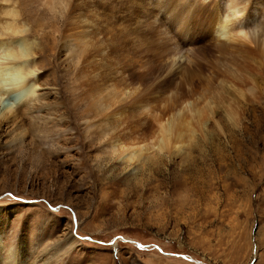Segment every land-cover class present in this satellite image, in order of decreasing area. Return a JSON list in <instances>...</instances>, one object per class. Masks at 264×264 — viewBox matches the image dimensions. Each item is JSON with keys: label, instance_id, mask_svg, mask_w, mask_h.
Returning <instances> with one entry per match:
<instances>
[{"label": "rangeland", "instance_id": "1", "mask_svg": "<svg viewBox=\"0 0 264 264\" xmlns=\"http://www.w3.org/2000/svg\"><path fill=\"white\" fill-rule=\"evenodd\" d=\"M18 3L34 29L30 39L39 43L34 74L43 97L31 110L33 125L20 111L0 128V260L10 251L22 264H264V25L263 56L250 43L251 55L235 52L226 60L230 50L203 42L204 65L192 85L168 83L148 93L152 63L143 58L138 69L126 62L130 70L118 89L137 87L136 99L167 116H186V101L207 109L198 97L205 77L216 82L214 60L224 79L233 74L242 85L224 89L232 97L228 107L199 108L202 123L189 113L188 124L182 119L181 149L124 163L108 144L111 130L122 128L116 115L103 119L105 135L85 125L97 117L85 112L77 72L59 52L62 23L33 0ZM135 70L147 75L141 85ZM131 126L134 136L158 133L152 122Z\"/></svg>", "mask_w": 264, "mask_h": 264}, {"label": "bare ground", "instance_id": "2", "mask_svg": "<svg viewBox=\"0 0 264 264\" xmlns=\"http://www.w3.org/2000/svg\"><path fill=\"white\" fill-rule=\"evenodd\" d=\"M33 1L62 23L59 31V52L64 61L70 63L77 72L80 93L86 100L85 112L90 111L93 117H97L88 120L86 127H95L100 135H105L103 128L106 125L103 119L116 115L113 121L122 128L120 131L110 128L109 137L113 140L108 144L111 152L117 154L116 159L124 163L139 161L148 151L170 152L175 146L179 149L181 142L176 143L179 125L182 122L183 125L188 124L190 120L186 119L189 115L194 124L203 121H199V108H202L199 102L183 101V108L189 113L188 115L186 112L188 116L179 114V110L173 116L171 112L167 116L164 111L165 117L163 111L153 112L149 102L141 103L140 96L136 99L137 87L135 91L118 89V83H121L118 80L123 79V72L129 71L132 65L142 69L143 58H146L145 63H152L155 75L153 72L149 73L154 77L150 75V79L148 78L153 80L146 91L150 93L151 90L163 89L168 83H173L176 88L185 82L191 84L200 67L204 65L201 62L204 60L202 49L205 44L216 47L219 53L230 50L231 55L226 60L234 59L235 52L244 54L245 51V55H251L248 45L250 43L263 56L258 37L264 25V20L261 21L264 4L255 0ZM25 16L18 0H0V128L18 118L20 111L28 113L33 125L31 110L43 97L38 89V76L34 74L39 43L30 39L35 33L28 23L22 21ZM214 61L217 63L214 79L216 82L211 81L213 77H205L206 92L198 97L201 98L202 105L207 106V109H202L209 112L214 110V106L228 107L232 97L225 90L237 89L242 85L235 81L237 77L233 74H227L224 79L223 66L218 60ZM126 62L130 68L125 65ZM131 73L139 78L140 85L144 76H147L142 72V75L139 74L137 70ZM115 78L117 83H106ZM148 79L145 81L148 82ZM145 94L147 93L142 96L145 97ZM151 122L157 127L156 137L133 135L132 123L149 126ZM69 246L64 247V253ZM0 250H3L1 244ZM5 255L0 263L22 264V261H17L15 252H5Z\"/></svg>", "mask_w": 264, "mask_h": 264}]
</instances>
